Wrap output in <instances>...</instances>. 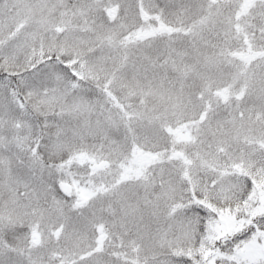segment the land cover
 <instances>
[{
	"label": "snow or ice",
	"instance_id": "obj_1",
	"mask_svg": "<svg viewBox=\"0 0 264 264\" xmlns=\"http://www.w3.org/2000/svg\"><path fill=\"white\" fill-rule=\"evenodd\" d=\"M0 264H264V0H0Z\"/></svg>",
	"mask_w": 264,
	"mask_h": 264
}]
</instances>
